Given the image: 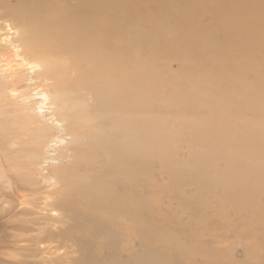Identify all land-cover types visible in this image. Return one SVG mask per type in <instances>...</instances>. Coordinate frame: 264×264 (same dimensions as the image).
I'll return each mask as SVG.
<instances>
[{"label":"rangeland","instance_id":"obj_1","mask_svg":"<svg viewBox=\"0 0 264 264\" xmlns=\"http://www.w3.org/2000/svg\"><path fill=\"white\" fill-rule=\"evenodd\" d=\"M40 1L20 12H13L16 0L0 3V242L15 234L45 238V231L57 235L67 227L64 217L48 213L53 219L41 220L38 210L28 217L42 224L33 232L3 225V210L17 205L8 196L17 167L27 168L23 174L36 189L44 187L51 170L69 165L85 141L52 127L50 112L58 116L66 106L94 130L106 125L111 134L97 144L107 152L119 146L109 189L115 202L129 199L134 207L129 215L109 210L106 224L84 233L81 248L59 238L45 242L46 253L26 243L29 251L6 246L0 264H264V17L262 24L242 25L245 11L234 7L242 0H146L145 16L136 6L139 18L128 26L115 16L111 68L125 85L120 91L107 89L110 75L96 79L83 61L92 53L109 56L106 32L95 31L85 45L65 41L72 49L59 54L62 65L43 64L61 70L57 83L22 66L17 41L51 33L52 25H42L48 21L72 23L69 5L45 8ZM234 10V34L224 32L230 25L224 19L212 25L222 11ZM29 13L41 15L39 29L23 23ZM50 36L44 39L63 41ZM26 119L45 126L43 139L22 135ZM123 216L128 228L120 225Z\"/></svg>","mask_w":264,"mask_h":264},{"label":"bare ground","instance_id":"obj_2","mask_svg":"<svg viewBox=\"0 0 264 264\" xmlns=\"http://www.w3.org/2000/svg\"><path fill=\"white\" fill-rule=\"evenodd\" d=\"M10 1L11 0H0V3L6 4ZM16 1L18 2V5L16 9L13 10V12H20L22 7L28 5L29 3H34L38 0ZM145 1L146 0H136L133 3L130 0L40 1L42 6L45 8L57 6V4H59L60 2L64 5H69V7H71L70 14L72 16V23L65 24V21L68 20L67 17L59 18V20H56L57 22L48 21L42 25H52L53 30L51 31V33H43L41 35V38L34 37L31 33V35H26L27 38L23 41H17L19 47L21 48V51L22 49L24 50L22 54L18 55V57H24L21 62L22 66H30L29 70H31L33 73H36L37 75L40 72H44L45 75H48L50 77L46 80V82H50V84L51 82L57 83L58 80L56 78L63 74L61 70H56V72H54L51 70L50 65L43 64L50 60L52 62H57L59 65H62L63 62L58 58L60 56L59 54L63 53L66 49H72L71 46L68 47L65 41L70 40L72 41V43H77V45H85L87 42L92 41L95 36H97L94 34L95 31H100L101 33L106 32V34L110 35H108V44L110 46L109 56L101 54L97 55L98 53H92V57H90V54V58L82 60L85 61L96 74H98L97 78L96 76H94L96 79H99L101 77L103 78V76L107 74L110 75V80L106 83L105 86L107 89L109 88L111 90L123 91L125 85L118 82V72L116 73V69L111 68L112 62L116 60L115 58H117V53L115 52V50L111 51L114 48L112 35L115 31L116 26L115 16H122L123 21H126V26H128V24L138 20L139 18L137 12L135 13L136 6H138L137 10L140 12V15L145 16L147 9L143 7V3ZM234 7H241L245 11V15L243 17L244 23L242 25L264 24V22H262L263 20H261V18L263 19L264 17V4H261L260 1L242 0V2L237 3L236 5H234ZM235 12L236 11L234 10V13L225 15L224 11H222V13H220L213 19L212 25H218L220 20L223 21L224 19L228 24H230L228 27H226V30H224V32H226L227 34H234V29L238 26V20ZM25 15L26 16L23 23L26 25L28 23L25 22H29L30 25L34 24V22L36 23V20H40L41 16L30 13ZM36 24L35 26H33L35 27V30L39 29L40 27L38 26V23ZM62 24L64 25V27L62 26ZM54 26H57V28H55ZM126 32L127 31L124 30V33ZM50 34H54L57 38L60 37L61 39H63V41H46L44 38L49 37ZM10 39L12 40V38ZM34 80L35 79H32V82ZM76 86L77 88L83 87L80 83L76 84ZM85 89L86 88H84V90ZM42 95L45 99H48L49 97V93L46 92ZM19 103L21 102L19 101ZM69 107L70 106H66L65 111L60 113L58 116H55V113H53V111L56 112V110L52 109L53 111L50 113H52V115L54 116L52 127H54L55 130L61 132L65 131L67 133L69 132L70 135H73L75 137L76 135H78L81 138H85L84 142L80 143L75 149H73L71 154L73 160L69 165L62 164L60 168L51 170L48 179L45 181V186L39 187L37 189L35 188L36 183L31 181L30 178L26 176V174H23L27 168L18 166L16 169L17 173L13 178L16 183L13 184L11 193L8 195L14 201H16L17 205L14 207V209L11 208L12 210L7 206L11 211L6 212L5 210H3L6 213L5 215L7 216V220L4 221L3 225H8V227L20 229L22 230V232H33L36 227L42 225L37 219H28V217L37 214L36 210L42 212L40 213L41 216H43L41 220L53 219L50 218L52 215L49 216L48 213H53L59 218L64 217L68 223L67 227L66 229H63L62 232L57 233V235L51 230H47L44 232L46 234L45 238L40 239L33 236L26 237L25 235L15 234L10 238H6L4 239V241L0 242V250L4 249L6 246V249L10 248L11 250H14V252H17L20 249L29 251L31 247H35V249H32V251H34L33 253H35L36 251H39L40 253H46V251H48L49 249L47 247H43L45 242L54 238H59L66 242H72L77 246V248H81L79 245L80 242L84 239V233H86L87 230L92 231L94 227L100 226L103 223L106 224V219L110 217L107 215L109 210L116 209L118 207L123 210L120 212H124V214L127 215H129L131 210H133L134 205L132 203V200L128 199L122 203H118L116 200L115 202V192L109 189L116 183L115 174L118 173V170L112 158L119 152V146L118 148H115L114 151L110 150V152H107L104 147L98 145L97 143H100L98 142L100 138L105 139L108 134L111 133L106 131V125L102 126L98 130H94L90 127V124H92L91 120L84 117H78L73 112H71ZM98 115L99 114H97V117ZM40 116L43 117V119L47 118L46 115ZM63 117L67 118L69 122L68 125H64L62 121ZM23 122L24 123L21 126L22 129L20 130L21 132H23L22 135L24 137H29L34 141L43 139V137L45 136H43L45 132V126H38V123L41 122H38L35 119H26ZM115 135H112V137H115ZM57 140L64 141L60 138H57ZM54 142L56 141H51L48 143V145ZM12 145L10 147L11 149L13 148ZM48 147H51V145ZM15 148L17 147L15 146ZM24 151L32 152V147H28V149H25ZM9 181L13 182L11 178H9ZM97 189H103L102 192L100 191L103 196H99V194H97ZM37 195L43 196L38 197ZM99 204H102V206H100ZM52 217H54V215ZM13 218L15 219L14 221H12ZM59 218L54 219L57 220ZM121 219L123 220H121L122 222L120 223V225L124 228H128V218L126 216H123V218ZM57 222L59 221H56V223ZM25 243L30 244L31 247L28 248ZM37 246L40 247L37 248ZM0 254H2V252ZM3 261L7 263L4 258ZM11 264H19V262L15 261Z\"/></svg>","mask_w":264,"mask_h":264}]
</instances>
